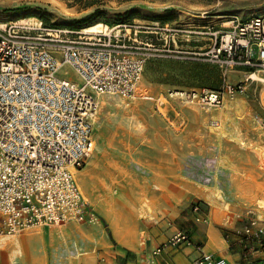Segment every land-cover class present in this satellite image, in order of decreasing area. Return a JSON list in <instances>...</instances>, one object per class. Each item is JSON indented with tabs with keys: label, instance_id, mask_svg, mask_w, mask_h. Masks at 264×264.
I'll return each instance as SVG.
<instances>
[{
	"label": "rangeland",
	"instance_id": "obj_1",
	"mask_svg": "<svg viewBox=\"0 0 264 264\" xmlns=\"http://www.w3.org/2000/svg\"><path fill=\"white\" fill-rule=\"evenodd\" d=\"M260 14L264 0H0V25L30 20L40 23L28 27L31 36L68 42L99 24L146 58L132 97H99L93 150L75 173L86 218L0 235L41 234L26 246L37 264H142L178 232L199 244L196 225L211 226L228 251L260 249L246 230L264 238V76L206 58L231 18ZM191 90L220 92L223 102L204 107L169 95ZM71 224L77 229L66 236Z\"/></svg>",
	"mask_w": 264,
	"mask_h": 264
},
{
	"label": "built area",
	"instance_id": "obj_2",
	"mask_svg": "<svg viewBox=\"0 0 264 264\" xmlns=\"http://www.w3.org/2000/svg\"><path fill=\"white\" fill-rule=\"evenodd\" d=\"M28 27L0 25V228L9 232L86 218L89 206L75 173L93 150L99 97H132L146 62L108 30L65 42L50 32L31 36ZM211 41L206 58L219 69L264 76V14L231 18ZM64 67L78 82L62 72ZM169 95L204 107L223 102L220 92ZM258 237L246 230V238H256L264 252V238ZM168 244L176 248L192 241L183 231ZM194 264L227 262L201 252Z\"/></svg>",
	"mask_w": 264,
	"mask_h": 264
},
{
	"label": "crops",
	"instance_id": "obj_3",
	"mask_svg": "<svg viewBox=\"0 0 264 264\" xmlns=\"http://www.w3.org/2000/svg\"><path fill=\"white\" fill-rule=\"evenodd\" d=\"M73 229H77V227L71 224L65 226L61 231L67 236V234L71 233ZM0 230L3 229L0 228ZM193 238L198 241L199 244H194L191 239L192 244L182 245L183 248L180 249L178 248L181 246L176 248L171 247L164 248L157 255H153V252L152 255L145 254L143 255L145 258H142L144 261L142 264H194L199 258L201 252L209 254L216 259H223L227 264H264V252L262 250H257V247L255 246L254 249L256 250L252 255H255L256 257L249 254H241L240 250L228 251V242L223 238L220 240V237H218L217 233L209 225H196L194 227ZM234 239L235 238L233 237V240ZM215 245L218 250L215 249ZM0 264H11L6 252L3 253V251H0Z\"/></svg>",
	"mask_w": 264,
	"mask_h": 264
},
{
	"label": "bare ground",
	"instance_id": "obj_4",
	"mask_svg": "<svg viewBox=\"0 0 264 264\" xmlns=\"http://www.w3.org/2000/svg\"><path fill=\"white\" fill-rule=\"evenodd\" d=\"M1 24V23H0ZM18 24H24L27 26H35L36 29H40V23L38 22H34V21H21ZM102 27V30L99 28ZM107 28L102 26V25H94L89 27L88 29L85 30V33L87 34H94L97 32H103L105 31ZM253 77V76H252ZM106 104V103H105ZM107 104H110L107 102ZM104 106V105H103ZM111 106V104L109 105ZM105 107V106H104ZM109 108V107H108ZM223 113V112H222ZM80 174V172L78 173ZM77 176V175H76ZM79 177V176H78ZM82 177V176H81ZM84 183V182H83ZM115 184V183H114ZM82 186V184H81ZM85 187V186H84ZM85 189V188H84ZM262 205V203H261ZM134 206V205H133ZM264 206L262 205V208ZM133 208V207H132ZM148 208V207H147ZM137 210V209H136ZM148 210V209H147ZM135 212V211H134ZM141 212V211H140ZM145 213V212H144ZM263 213V212H262ZM150 218V217H149ZM144 222V221H143ZM114 224V223H113ZM115 226V224H114ZM143 226V224H142ZM113 228V227H112ZM118 228V227H117ZM56 231V230H55ZM40 235L37 232L34 231H25L23 233H19L17 236H10V235H4L1 236L0 235V251H3V253H7L8 257L10 260H12L13 258L15 259L16 257H24L26 259L27 264H37L36 261L33 259V256H31L30 254H28L27 250H26V246L29 248H34L35 244H37V242L40 239ZM114 235V234H113ZM118 236V233L115 232V237ZM125 237V236H124ZM117 239V238H116ZM119 241V240H118ZM120 242V241H119ZM121 244H124L122 241L120 242ZM128 243V242H127ZM61 248V247H60ZM55 254L53 255V258L55 259V256H57L56 254L58 253V251H54ZM66 253V252H65ZM61 256V255H60ZM63 256V255H62ZM75 257V256H73ZM52 258V259H53ZM66 258V257H65ZM20 260V259H19ZM15 259L14 262L11 264H21V262Z\"/></svg>",
	"mask_w": 264,
	"mask_h": 264
}]
</instances>
